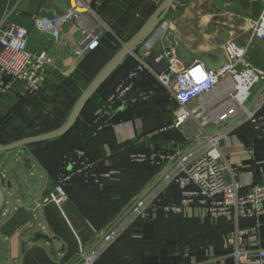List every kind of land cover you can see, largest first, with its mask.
Listing matches in <instances>:
<instances>
[{"label": "crops", "instance_id": "crops-1", "mask_svg": "<svg viewBox=\"0 0 264 264\" xmlns=\"http://www.w3.org/2000/svg\"><path fill=\"white\" fill-rule=\"evenodd\" d=\"M67 1L68 10H71L75 7L72 2L76 4L77 0ZM82 1L96 10L99 17L108 24H111L113 15L121 7V0ZM249 1L251 4L246 9L241 0H177L164 22L147 42L153 44L154 51L159 52L160 39L170 29L172 40L185 44L196 54V59L205 53L218 61L225 56L224 45L217 42L218 36L229 34L230 40L239 44L246 43L252 37V23L261 14L263 3ZM16 2L17 0H0V20ZM34 7L32 2L27 4L24 12L18 10L13 14V20L29 29V47L33 52L49 51L51 73L72 74L82 60L75 56V49L83 39L79 20L86 15L92 16L90 10L86 6L80 7L83 10V13L80 12V19H64L60 26V35L55 38L52 30L38 29L35 21L46 18L51 25L55 24L56 10L59 8L57 1L47 0L46 4H41L32 13ZM89 57L90 55L87 58ZM250 59L256 67L264 71V39H253ZM150 89L155 90L152 99L138 103L129 101L121 105L112 113L108 122L95 127V131L78 148L85 150L91 158L106 157L109 153L112 164L123 165L122 167L128 164L129 154L137 147L174 150V140H178L182 143V152L190 150L192 144L184 133H180L182 139L176 137V131L172 135H148L161 124L174 120L177 107L174 102L160 94V90L164 89L159 84L152 88L140 85L130 95L131 100L135 94ZM221 92L224 91L216 92L215 95L219 96ZM25 95V85L17 82L14 89L0 101L1 116L7 115L18 103L19 97ZM250 103H254L252 110H258L264 104V82L254 87L248 104ZM196 105V101L189 104L192 107ZM238 123L230 127V138L227 139L229 144L224 143V154L232 167L237 169V181L244 184L245 189L252 182L264 183V133L254 132L248 124L237 127ZM28 157L34 166L41 169L43 190H29L34 197V203L30 205L27 203V194H20L18 189V193L13 194L4 186L7 196L0 212V264H80L81 248L89 251L94 249L100 241L101 233L121 220L134 201L164 172V169L156 171L147 178L144 188L137 192L129 191L133 185L128 179L106 181L100 186L77 179L69 186L68 199L58 206L53 202H44L55 188L58 164L52 166V171L39 160L31 147ZM18 163L23 167V160L19 157L14 156L6 161L2 156L0 181L3 175L6 180L15 185L19 184ZM4 165L6 168L2 172ZM123 173L122 171V175ZM26 175L27 179H33L30 171H26ZM170 218V215L164 214L155 220L142 219L104 251L97 264H181L184 259L191 264L231 263L230 260L221 259L209 262V257H219L225 252L224 239H221L217 230L206 227V230L199 229L197 224H202L199 218H187L184 221L173 218L171 220L174 224L171 228ZM183 222L194 226L189 232L193 249L185 254L182 242L176 238V235H181L179 226ZM39 232L54 241L50 243L48 239L42 238L35 240ZM259 236L260 245L264 247V216Z\"/></svg>", "mask_w": 264, "mask_h": 264}, {"label": "built area", "instance_id": "built-area-1", "mask_svg": "<svg viewBox=\"0 0 264 264\" xmlns=\"http://www.w3.org/2000/svg\"><path fill=\"white\" fill-rule=\"evenodd\" d=\"M253 1H261L263 8L252 23V37L244 44L229 39L224 44L225 63L217 71L211 70L200 59L185 64L177 57L176 43L166 31L159 42L161 50L156 52L153 44L145 42L147 49L143 58H139L138 64L95 109L94 123L103 126L121 105L152 99L155 95L153 89L139 92L132 100L130 98L133 91L152 76L177 107L174 120L148 135L176 131L184 133L192 146L201 139L206 142L185 152L181 151L182 143L178 140H174V150L164 148L131 152L129 160L132 163L162 167L163 173L171 164L174 165L162 179L157 178L149 193L134 201L121 220L101 233V241L94 249L81 248L80 264H95L103 252L135 227L139 220L155 219L161 214L232 222L233 229L224 236V254L209 257V262L221 259L230 260V264H264V247L260 245L259 236L264 216V183L252 182L244 189V184L237 181V169L232 167L224 154V143L230 138V128L219 130L216 134L209 128V125H215L217 130L222 129L228 120L246 109L254 87L264 82V71L250 59L253 39H264V0ZM20 2L17 0L0 20V101L17 82L25 85L26 93L35 94L47 78L52 63L48 50L35 53L30 49L29 29L13 20ZM85 6L92 16L86 15L79 20L83 39L75 49V56L80 58L100 44L105 25L96 10L82 0H77L75 7L62 16L56 15L55 24L51 25L46 18H38L35 26L40 30H52L58 38L63 20L70 17L80 19L83 10L79 9ZM219 90L224 92L215 95ZM195 101L196 106H189ZM246 123H250L256 133H264V104L258 110L247 111L237 127ZM121 175L122 170L113 166L109 153L106 157L93 160L85 150L78 148L65 154L55 188L44 202L61 206L68 199V188L76 177L82 176L87 183L102 184L108 180L119 181ZM173 184L179 187L180 199L164 202L165 194ZM244 220H253L254 224L242 226ZM191 250L190 246H184L183 254ZM181 264L191 263L184 259Z\"/></svg>", "mask_w": 264, "mask_h": 264}, {"label": "rangeland", "instance_id": "rangeland-1", "mask_svg": "<svg viewBox=\"0 0 264 264\" xmlns=\"http://www.w3.org/2000/svg\"><path fill=\"white\" fill-rule=\"evenodd\" d=\"M161 1L121 0V7L113 15L111 24L104 21L100 44L80 57L82 60L73 73L69 75L51 73L48 68V76L35 94L37 95L41 89H46L48 95L45 94L43 97L39 93L36 97L23 101L8 119L0 121V141L21 134L25 136L37 134L53 126L61 117L62 110L66 112L69 110L105 63L120 49L122 43L127 41L144 24ZM168 32L172 39L173 35L170 29ZM146 44L143 43L140 46L136 51L138 57L132 56L128 65L135 64L136 66L138 64L139 58H143L146 52ZM89 55L90 57L87 58ZM68 79L70 80L67 81ZM51 91L53 92L52 96L49 95ZM160 94L166 99H170L166 90H160ZM200 221L204 226L212 225L215 228H220L221 225L219 221L212 222L208 219Z\"/></svg>", "mask_w": 264, "mask_h": 264}, {"label": "water", "instance_id": "water-1", "mask_svg": "<svg viewBox=\"0 0 264 264\" xmlns=\"http://www.w3.org/2000/svg\"><path fill=\"white\" fill-rule=\"evenodd\" d=\"M59 8L56 10V15L62 16L65 11L69 9L67 0H56ZM177 0H162L160 4L156 7L154 12L149 16V18L144 22V24L125 42L122 43L120 49L105 63V65L100 69V71L96 74V76L90 81V83L86 86V88L82 91L76 102L74 103L66 121L59 127L50 130L48 132L29 135L15 141L0 144V158L2 156L5 157L6 161L11 159L14 156L19 157L23 160V167L21 164H17L20 168V173L17 174L19 178V184L15 185L12 181L6 180V178L1 175L0 181V212L6 201V190L4 186L6 185L9 190L13 192V194H17L19 190L20 194H27V203L32 205L34 203V197L29 193V190H33L34 192H41L43 190V178L41 175V169L34 166L32 164L31 158L28 157L30 150L29 146L35 143H40L43 141L51 140L58 138L60 136L65 135L69 132L73 126L77 123L79 118L81 117L84 109L86 108L88 102L91 98L101 89L103 84L118 70L122 65H124L125 61L129 59L131 56L136 55V51L140 48L143 43H145L148 39H150L155 32L159 29L161 24L164 22L165 18L171 11L173 5ZM35 6L34 11L32 9V13H35L41 4H46L47 0H21L18 10L24 12L27 4L31 3ZM241 4L248 9L251 2L249 0H241ZM33 8V7H32ZM230 39L229 34H222L217 37V42L221 45H224ZM176 55L179 59H181L185 64L189 65L196 59V54L188 48L182 42L176 43ZM199 59L204 61L207 66L213 70L217 71L221 68L225 59L222 58L218 61H215L212 56L208 54L199 55ZM137 94L134 95L135 98ZM254 103H250L246 106V109L240 111L237 117L231 118L227 121L222 129H216L215 125H209V128L214 131L216 134L219 130L224 131L230 128L232 125L241 121V119L246 116L247 111L251 110ZM206 141L204 139L198 140L192 149L199 147L204 144ZM174 164H171L167 169L168 172ZM2 172L6 166L2 167ZM26 171H30L33 174V179H27ZM165 173L160 174L158 179H162L165 176ZM2 174V173H1ZM155 183L152 184L147 191L143 194L146 195L149 191L154 187ZM142 195V196H143ZM38 238L48 239L50 243L54 240L50 239L48 235H44L42 233H37L35 240ZM101 241V240H100ZM99 241V242H100Z\"/></svg>", "mask_w": 264, "mask_h": 264}, {"label": "trees", "instance_id": "trees-1", "mask_svg": "<svg viewBox=\"0 0 264 264\" xmlns=\"http://www.w3.org/2000/svg\"><path fill=\"white\" fill-rule=\"evenodd\" d=\"M131 58H132V56L125 61L124 65H122L118 70H116V72L103 84L101 89L91 98V100L88 102L86 108L84 109L81 117L79 118L77 123L73 126V128L69 132H67L65 135L60 136L58 138L43 141L40 143H35V144H32L29 146V150L31 147L32 151L35 154H37L39 160L43 164L47 165L48 168H51L52 171H53L52 166L53 165L56 166V164H58V169H57V172L55 175L56 179H57V176L61 170V166L63 164L65 154H68V153L75 151L79 146L82 145V143L87 138V136H90L91 133H93L95 131L94 130L95 127H99V125L94 123V111L102 103V101L105 100V98L116 88V86L124 79V77L128 74V72L135 67V64L131 65V66L127 64L131 60ZM72 79H71V81H72ZM69 80L70 79H68L67 81H69ZM158 84H159V82L157 81V79L155 77L151 76V77H148L147 79H145L140 85L143 87H151L152 88V87L157 86ZM45 90L46 89H44V90L41 89L39 91V93L43 97L45 94L48 95ZM35 94H28L27 93L25 96H20L18 103L15 105V107L7 115L1 116V114H0V121L8 119L11 116V114L18 107L21 106L23 101H26L28 99H32L38 95V94L37 95H35ZM52 94H53V92L51 91V93L49 95L52 96ZM33 95H35V96H33ZM73 105L69 108V110H67V112L65 110H62L61 117L58 118L57 122L53 126H51L50 128L46 129L44 132H48L50 130H53V129L61 126L66 121ZM169 123L170 122L161 124L160 126L156 127L152 131L157 130V129H159V128H161L164 125L169 124ZM246 124H248L252 128V130L254 131V129L250 123H246ZM0 132H1V130H0ZM44 132H39V133H44ZM39 133H37V134H39ZM172 133L173 132L162 133L158 136L172 135ZM176 134H177L176 137H178L179 139L183 138V136L179 132H176ZM31 135H34V134H31ZM26 136H29V135H26ZM26 136L22 135V134L17 135V136H11L10 138H6L4 140H1L0 143L1 142L5 143V142H8V141L14 140V139L17 140V139H20V138H23ZM137 150L147 151L150 149L145 148V147L144 148H138L137 147L133 151H137ZM89 158H91V157H89ZM100 158H102V156L97 157V158H91V159L99 160ZM127 162H128V164L124 167H122L123 165L117 166L114 164H113V166L121 169L124 172L120 180L128 179L129 181L132 182L133 188L129 189V191L134 190V192H137V191L143 189L145 186V183L147 182L146 181L147 178L153 176L156 171L159 172L162 169V167L153 166L149 163H141V164L132 163L129 160V156H128ZM102 165H104V164H102ZM77 179H81L83 182H85V179L82 176L76 177L73 180V182ZM89 184H95V185H99V186L102 185V184H96L93 182H91ZM179 199H180L179 187H178V185L173 184L168 188V190L165 194V197H164V202H177V201H179ZM162 215H164V214H161V216ZM170 216L172 217L169 220V222L171 223V226H170L171 228L174 224V221H172L171 219L177 218L180 221H182V220L184 221V219H187V218H184V217L179 216V215H173L172 214ZM141 220H139V221H141ZM153 220H155V219H153ZM139 221H138V223H139ZM220 222H221L220 228H215V226H212V225L211 226H204L203 224H201V225L197 224V226L199 229H203V230H206L204 227L217 230L220 233L221 239H224V236L233 229L234 225L232 222L226 221L225 219H220L219 223ZM247 222H251V223H247ZM241 224H242V226H251L254 224V221L253 220H244L241 222ZM179 228H180L181 235L180 236L176 235V238H179L180 242H182V247L183 246H190L191 249H193L192 248L193 247V241H192V239H189V232H190V228H194V226L191 227L190 225H187L186 223L183 222L179 226ZM187 229H189V231ZM178 234H179V231H178ZM203 235H205V234H203ZM98 259L95 261V264L98 263Z\"/></svg>", "mask_w": 264, "mask_h": 264}, {"label": "bare ground", "instance_id": "bare-ground-1", "mask_svg": "<svg viewBox=\"0 0 264 264\" xmlns=\"http://www.w3.org/2000/svg\"><path fill=\"white\" fill-rule=\"evenodd\" d=\"M72 5H75V3H74V2H72Z\"/></svg>", "mask_w": 264, "mask_h": 264}, {"label": "snow or ice", "instance_id": "snow-or-ice-1", "mask_svg": "<svg viewBox=\"0 0 264 264\" xmlns=\"http://www.w3.org/2000/svg\"><path fill=\"white\" fill-rule=\"evenodd\" d=\"M197 71H199V70H197Z\"/></svg>", "mask_w": 264, "mask_h": 264}]
</instances>
